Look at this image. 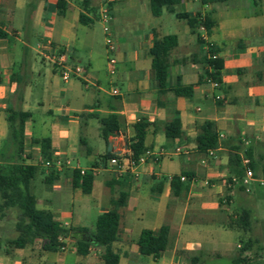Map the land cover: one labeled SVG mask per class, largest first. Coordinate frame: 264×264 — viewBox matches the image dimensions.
I'll list each match as a JSON object with an SVG mask.
<instances>
[{
	"label": "crops",
	"instance_id": "1",
	"mask_svg": "<svg viewBox=\"0 0 264 264\" xmlns=\"http://www.w3.org/2000/svg\"><path fill=\"white\" fill-rule=\"evenodd\" d=\"M115 1L121 0H36L25 12L28 0H0V31L5 34L0 35V151H5L3 141L8 132L6 107L25 108L27 103L35 102L43 110L37 121V115L26 110L31 116L24 124L22 157L26 163L39 166L38 180L46 186L42 193L34 195L38 209L50 212L66 227L93 230L98 214L111 208L114 195L124 191L127 197L118 209V237L112 243L119 255L118 264H238L242 243L232 249L220 242L221 233L213 225L236 228L213 213L221 210L220 203L225 198L245 190L235 185L227 189L228 146L214 150L211 158L196 148L194 138L200 126L210 122L221 141L248 140L259 167L260 155H264L260 148L264 149V0H209L203 5L199 0H180L173 6L175 12L191 16L209 12L214 21L209 33L203 26L191 30L184 19L165 8L159 16L152 15L148 0H130L133 11L111 26L116 37L111 52L116 55L115 72L109 73L107 63L102 74L88 61L82 66L85 79L63 81L60 77L65 85L59 86V69L49 57L66 52L69 64L80 63V54L91 51L93 23L99 20L103 30L100 9L106 5L113 15ZM140 10L152 16L142 24L137 18ZM165 35H175L177 39L169 51L166 85H192L190 97L175 96L171 91L158 94L149 49L154 38ZM210 48L223 63L216 87L201 77L207 68L202 56ZM44 62L50 65L51 73L43 67ZM114 88L118 94L112 93ZM174 111L180 120L181 135L168 140L163 127ZM109 114L118 116L119 129L104 140L100 119ZM140 117L151 124L145 145L152 154L146 156L145 162L125 173L103 168L101 163L96 165L106 152L115 155L130 150L132 126ZM97 136L102 144L97 141V146L91 145L90 139ZM44 137L50 140V160L61 163L53 166L58 177L52 183L44 182L49 168L41 163L45 159L39 144L32 142ZM174 146H180L178 153ZM10 165L0 159L4 172ZM80 169L94 173L93 184L97 175L104 174L102 196L108 206L101 207L94 216L92 200L84 198L91 194L93 185L89 194L72 186V173ZM260 169L264 172V165ZM181 172L192 174L195 182L174 196L170 178ZM255 177L264 183L262 176ZM31 184L34 191L39 188L35 177ZM150 199L156 200L151 214L143 215L145 202ZM144 216L148 225L137 228L136 222ZM163 224L169 227L170 247L156 258L140 255L136 241L141 230L150 229L156 234ZM73 235L60 238L63 250L46 251L40 246L41 251L24 253L25 247L13 248V258L5 257L0 264H104L99 246H92L86 255L77 254L78 233ZM247 253L249 250L243 252Z\"/></svg>",
	"mask_w": 264,
	"mask_h": 264
},
{
	"label": "trees",
	"instance_id": "2",
	"mask_svg": "<svg viewBox=\"0 0 264 264\" xmlns=\"http://www.w3.org/2000/svg\"><path fill=\"white\" fill-rule=\"evenodd\" d=\"M148 1L150 12L154 16H159L164 8L173 12V6L180 2V0ZM199 2L203 5L207 4L209 0H199ZM174 15L178 19H184L191 30L203 26L206 32L209 33L214 25V21L211 19L209 12L204 14L197 12L191 16L187 12L174 11ZM79 18L82 21L84 19L82 14H80ZM0 35L4 36L5 34L0 31ZM199 41L202 44L201 39ZM176 43L177 39L175 35L154 38L152 46L149 49L151 69L158 85V94L171 91L175 96L190 97L193 91L192 85H182L180 82L172 88H168L166 85L167 69L170 64L169 51ZM212 53H214V50L210 48L202 56V61L207 68L201 77H209L218 82L223 63L218 57L214 59L210 58ZM30 116L31 113L29 111L18 107L7 106L5 109L8 132L3 141L5 151L4 153L0 151V158L1 160L9 161L11 165L8 172H4L3 166H0V217L5 215V210L7 209L16 211L13 224L16 235L13 238L7 239L8 245L15 248H23L27 244L41 242L43 250L58 251L64 246V243L60 240L61 237L78 233V236H75V249L77 254L86 255L91 251L92 246H99L102 248L100 258L104 264H118L119 255L113 250L112 243L118 237L120 218L118 209L125 204L127 193L120 191L116 197L111 199V208L98 214L93 230L85 227H66L56 220L50 212L38 209L36 207V198L31 190V182L37 174L39 166L26 163L25 158L22 157L25 146L24 124ZM100 122V133L104 140H107L110 134L119 129L118 116L115 114H109L101 118ZM150 125L144 117H140L133 124V133L128 143L132 157L137 158L145 152V136ZM163 131L168 140H172L181 135L180 120L176 111L164 123ZM194 141L196 148L203 153H206L208 150H216L220 146H228L227 189H230V184H233L238 189L244 190V186L239 182L245 170V166L242 164L243 157L249 159L247 166L252 169L254 176L257 175L258 161L254 158L253 147L249 142L245 145L242 139L221 141L210 122H205L200 126V131L195 136ZM32 142L39 144L40 154L43 159H51V147L48 137L32 139ZM112 156H114L113 153L106 152L99 158L96 165L105 163ZM72 175V186L74 188H80L83 194H89L93 185L94 173L91 170H87L84 174H80L79 171L74 170ZM180 175H185L189 178L193 177L192 174L186 172H181L179 175H172L170 178V188L174 196H178L188 188L187 184L189 182L181 181ZM57 177L58 173L51 166L49 167V172L44 177V182L52 183ZM232 177H236L238 181L232 183ZM109 184L112 185L113 182H109ZM229 224L240 227L243 230H248L250 228L249 210L241 208L237 211L235 218L230 219ZM254 242H256V239H254ZM252 243L253 241L251 239L242 243L236 260L238 264H263L256 261V251L251 249ZM136 244L140 255H152L154 258L158 257L163 250L171 245L168 225L163 224L156 234L150 229H142ZM246 250H249V253L245 255L243 252Z\"/></svg>",
	"mask_w": 264,
	"mask_h": 264
},
{
	"label": "rangeland",
	"instance_id": "3",
	"mask_svg": "<svg viewBox=\"0 0 264 264\" xmlns=\"http://www.w3.org/2000/svg\"><path fill=\"white\" fill-rule=\"evenodd\" d=\"M78 0H75L77 2ZM36 0H28V6H25L24 11L27 12L29 10ZM30 3V4H29ZM130 0H121V1H115L113 6V15H112V23L110 24V28L112 24L122 21L126 16H129V13L132 12L131 6H130ZM148 17H152L149 12L142 13L140 10L137 18L139 22L145 23L147 21ZM128 18V17H127ZM114 25V26H115ZM113 27V26H112ZM92 37L93 41L91 43V51L88 53L80 54L81 61L78 63L80 66H83V64L87 63L88 61L92 65V67L100 72L102 74H105L106 67H107V59L108 57L115 56V53H111L108 51L107 46L105 45V37L102 30V23L97 20L93 23L92 27ZM114 30V29H113ZM110 36L112 38V41L114 44H116V37L114 33L112 32V28L110 30ZM23 38V36H21ZM39 63V62H38ZM41 63V62H40ZM43 67L48 71V73H51V67L48 63L43 64ZM58 71V70H57ZM57 79H59V86H64L65 83L60 79L59 71L57 72ZM28 106L23 108V110H30L32 113L36 114V118L40 116V113L43 108L37 106L36 103H27ZM20 108V107H18ZM21 108V109H22ZM44 117V115H42ZM38 118L36 119V121ZM36 135L41 134L40 132H36ZM97 141L102 144L101 139L99 136L90 139V143L93 146H97ZM262 149V152L264 149L262 146L260 147ZM1 159V158H0ZM177 157L173 158V161H176ZM85 162V159H82V164ZM261 165H264V155L260 158V164L257 171V176L260 175L261 178L264 179V172L261 171L260 167ZM40 173H37L35 178L39 183V188L34 191L31 184V190L34 195L38 196L42 191L45 190V184L40 182L38 178H40ZM104 179V174H99L95 177L93 189L91 194L84 195L85 199L92 200L90 207L92 215H96L100 210L101 207L104 208V206H108L105 203V196H102V181ZM251 192L247 191H236L235 194L229 196L228 198H225L224 201L221 204V210L217 212L216 214L213 213V215H220V218H222L226 222H230V219L235 218V215L237 211H239L241 208H245L249 210V229L244 231L240 227H237L235 225H232L234 228H222L217 225H213V228L220 231L221 236L218 238L220 242L225 243L227 246L231 247L232 249H236V244H240L245 242L248 239H251L253 241L251 249L256 251V261L258 263L264 264V183L259 184L258 182H252L250 186ZM116 195V194H115ZM114 195V197H116ZM113 197V198H114ZM226 197V196H225ZM224 198V196H223ZM147 202V201H146ZM146 210L143 215H150L151 205H154L156 200L150 199L146 203ZM111 206V205H110ZM136 214V212L133 213V215ZM228 218H225V215H228ZM68 220H74L69 219L68 215H65ZM16 217V211L13 209H7L5 210V215L0 217V262H4L3 259L5 257H8V259L13 258L14 256V250L13 246H9L7 243V239L13 238L16 235V231L14 230V221ZM75 222V221H74ZM137 228L140 226H147V217L144 216L143 218L139 219L136 222ZM136 233H133L131 236L134 238ZM254 239H256V242H254ZM41 242H35L33 244H27L25 246V252L28 253L32 250H38L41 251ZM169 248V247H168ZM166 248V249H168ZM8 249V250H7ZM8 251V252H7ZM47 254H51L49 252H46ZM139 255V254H138ZM82 258L81 256H79ZM101 263V261H99Z\"/></svg>",
	"mask_w": 264,
	"mask_h": 264
},
{
	"label": "built area",
	"instance_id": "4",
	"mask_svg": "<svg viewBox=\"0 0 264 264\" xmlns=\"http://www.w3.org/2000/svg\"><path fill=\"white\" fill-rule=\"evenodd\" d=\"M100 19L103 22V31L106 35L105 37V45L107 46V49L109 52L114 51V44L112 41V38L110 36V27L109 22L112 20V15L109 13L107 6L103 5L100 9ZM216 53H212L210 55V58L214 59L216 58ZM51 62L59 69L60 77L63 81H67L72 78H80L85 79L86 70L84 67L78 65V64H69V57L66 52H55L54 55H51L49 57ZM108 63V71L109 73H114L116 70V59L114 56L108 57L107 59ZM208 82H210L213 86H218L219 83L217 81L212 80L211 78H206ZM88 84L86 83V86ZM113 94H118V90L114 88L112 90ZM243 142L245 145L248 144V140L243 139ZM180 151V146H174V152L178 153ZM207 155L209 157H213L214 150H208ZM152 154L150 150H146L143 154H141L139 157L134 158L131 156V151H125L120 154H115L114 156L108 158L105 163H101V167L103 168H109L111 170L125 173L136 167L140 163L145 162L146 156ZM42 165L46 168H49L51 166H60V161H52V160H42ZM249 163V159L246 157L242 158V164L245 166L244 173L242 177L239 179V182L244 186L245 191H249L250 185L252 182H258L259 184H263V180L257 178L254 176L253 171L251 168H249L247 165ZM85 170L80 169L79 173L84 174ZM181 181H187V182H195V179L193 177H186L185 175H180ZM232 183H235L238 181L236 177L231 178ZM207 182H204V185H206ZM233 185V184H230ZM65 247H61L60 250H63Z\"/></svg>",
	"mask_w": 264,
	"mask_h": 264
}]
</instances>
